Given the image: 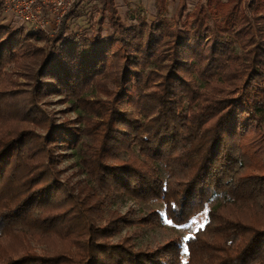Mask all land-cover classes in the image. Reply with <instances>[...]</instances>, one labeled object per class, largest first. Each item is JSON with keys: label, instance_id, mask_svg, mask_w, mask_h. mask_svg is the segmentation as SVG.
I'll return each mask as SVG.
<instances>
[{"label": "trees", "instance_id": "1", "mask_svg": "<svg viewBox=\"0 0 264 264\" xmlns=\"http://www.w3.org/2000/svg\"><path fill=\"white\" fill-rule=\"evenodd\" d=\"M97 2V20L74 5L50 38L0 25V264H264V0H179L172 20L131 24ZM22 58L23 84L6 69ZM50 94L76 125L49 118ZM51 146L106 197L162 202L133 222L207 209L203 228L154 248L112 241L131 221L62 183Z\"/></svg>", "mask_w": 264, "mask_h": 264}, {"label": "rangeland", "instance_id": "2", "mask_svg": "<svg viewBox=\"0 0 264 264\" xmlns=\"http://www.w3.org/2000/svg\"><path fill=\"white\" fill-rule=\"evenodd\" d=\"M97 1L99 0L89 1V6L93 8L94 20L99 18V14L96 13V10L100 8V4H98ZM199 1L204 0H186L187 12L192 11ZM114 2L117 12L123 21L126 24H131L136 23L139 17L145 18L148 22H151L156 15H159L161 18L172 20L179 0H114ZM74 21L77 23L76 19ZM1 24L13 27L24 26L27 29L30 28V25L21 21L13 13H6L3 10L0 13V25ZM100 27L102 34L109 33L110 29L105 19ZM88 29V33H90L91 29ZM56 30L57 28L50 35L46 33L47 37H52ZM42 44L43 42L37 43L38 46ZM31 61L32 60L29 58H22L18 61L19 63L17 62V65L11 64L6 67V69L12 71L14 73V79L23 84L26 83L27 80L26 77L23 76L26 71L25 65L30 64ZM45 100L46 105L43 107L49 118H52L54 122L59 124L73 123L72 125H76V115L71 110L70 104L65 102L62 95L50 94ZM37 131L40 132V129ZM50 151L53 156L52 168L56 171V175L62 183L71 186L75 193L90 198L91 202L102 201L101 210L103 211V216L108 215L109 212H115L121 217L127 218L128 221H131V223L121 225L120 231L112 237V241H118L122 237H129L131 243L136 248H154L172 239L183 242L185 237L197 227L203 225L206 220L205 210H203L192 216L189 221L183 225L165 223V221L169 220L165 218L164 214L162 215L163 222L161 223L157 220H152V222L146 225L135 223L133 221L138 218L147 217L151 211L156 210L162 213L164 211L162 202L160 200L147 202L134 201L128 195L118 194L116 192H109V196L106 197L104 195L105 192L102 193L96 190L95 183L83 172L78 158L73 154L70 147L51 146ZM219 201L220 198H213L207 204V208L215 205Z\"/></svg>", "mask_w": 264, "mask_h": 264}, {"label": "built area", "instance_id": "3", "mask_svg": "<svg viewBox=\"0 0 264 264\" xmlns=\"http://www.w3.org/2000/svg\"><path fill=\"white\" fill-rule=\"evenodd\" d=\"M90 0H0L3 11L13 13L34 30L53 33L62 17L77 4Z\"/></svg>", "mask_w": 264, "mask_h": 264}, {"label": "snow or ice", "instance_id": "4", "mask_svg": "<svg viewBox=\"0 0 264 264\" xmlns=\"http://www.w3.org/2000/svg\"><path fill=\"white\" fill-rule=\"evenodd\" d=\"M207 213V210L205 209V214ZM165 223H171V221H165ZM201 228H203V225L200 226ZM184 239H187V237H185ZM185 252H187V248H185Z\"/></svg>", "mask_w": 264, "mask_h": 264}]
</instances>
